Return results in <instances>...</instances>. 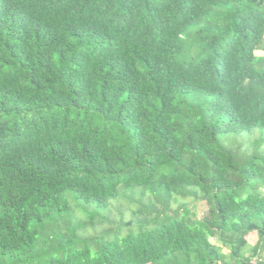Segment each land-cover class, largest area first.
<instances>
[{
  "label": "trees",
  "instance_id": "16d2710c",
  "mask_svg": "<svg viewBox=\"0 0 264 264\" xmlns=\"http://www.w3.org/2000/svg\"><path fill=\"white\" fill-rule=\"evenodd\" d=\"M0 264H264V0H0Z\"/></svg>",
  "mask_w": 264,
  "mask_h": 264
},
{
  "label": "rangeland",
  "instance_id": "374dc122",
  "mask_svg": "<svg viewBox=\"0 0 264 264\" xmlns=\"http://www.w3.org/2000/svg\"><path fill=\"white\" fill-rule=\"evenodd\" d=\"M186 202L187 203V205H188V207L190 208V210L192 211V212H195L196 213V215L198 216V217H202V215L206 212V210H207V204L205 203V202H203V201H197V202H193L191 199H189V198H187V199H185V200H181V202ZM177 205H179V204H176V206ZM250 241L251 242H256V240H257V235L255 234V233H252L251 235H250ZM213 241L215 242L216 240L215 239H213Z\"/></svg>",
  "mask_w": 264,
  "mask_h": 264
}]
</instances>
